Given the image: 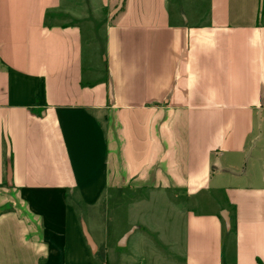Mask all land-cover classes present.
Returning <instances> with one entry per match:
<instances>
[{"label":"crops","instance_id":"1","mask_svg":"<svg viewBox=\"0 0 264 264\" xmlns=\"http://www.w3.org/2000/svg\"><path fill=\"white\" fill-rule=\"evenodd\" d=\"M203 3L0 0V264H264V0Z\"/></svg>","mask_w":264,"mask_h":264},{"label":"rangeland","instance_id":"2","mask_svg":"<svg viewBox=\"0 0 264 264\" xmlns=\"http://www.w3.org/2000/svg\"><path fill=\"white\" fill-rule=\"evenodd\" d=\"M178 1V2H177ZM169 0L170 2V9L175 10V8H183V10L187 13V15H194L200 11L205 12L206 4H201V0ZM176 6V7H175ZM111 11V7L107 9L109 13ZM106 13L99 14L98 18L103 19ZM81 26L88 33L90 26L86 23L81 22ZM94 27H101L106 26L105 24H94ZM100 50L101 47L99 46ZM164 202L156 200L154 203L151 201L146 200L143 196L140 198H136L134 200L125 201L124 203L120 204L117 207H111L106 211V220H107V227L110 229L115 230L116 232H120L122 230H126L131 223L134 221L137 223H143L149 219L150 216H159V211H162L164 208ZM139 236V233H136L134 236L130 238L129 247L132 245L134 241H136V237ZM121 253V252H117ZM130 252H124L123 254L129 255ZM112 256V252L109 253ZM122 255V254H121ZM117 258L119 257L118 254L115 255ZM127 260H130V256H125Z\"/></svg>","mask_w":264,"mask_h":264},{"label":"water","instance_id":"3","mask_svg":"<svg viewBox=\"0 0 264 264\" xmlns=\"http://www.w3.org/2000/svg\"><path fill=\"white\" fill-rule=\"evenodd\" d=\"M10 172H8V174H7V181H8V184H9V181H10ZM225 222H226V224H228L227 223V220L225 219ZM84 235H85V238H86V240H87V243H88V245H89V247L92 249V250H94V246H93V243L91 242V239L89 238V236L86 234V233H84ZM123 242V241H122Z\"/></svg>","mask_w":264,"mask_h":264},{"label":"trees","instance_id":"4","mask_svg":"<svg viewBox=\"0 0 264 264\" xmlns=\"http://www.w3.org/2000/svg\"><path fill=\"white\" fill-rule=\"evenodd\" d=\"M42 93V90H40V94Z\"/></svg>","mask_w":264,"mask_h":264}]
</instances>
